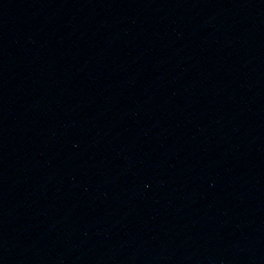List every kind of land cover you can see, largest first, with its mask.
<instances>
[{
  "label": "water",
  "instance_id": "95a60500",
  "mask_svg": "<svg viewBox=\"0 0 264 264\" xmlns=\"http://www.w3.org/2000/svg\"><path fill=\"white\" fill-rule=\"evenodd\" d=\"M0 264H264V0H0Z\"/></svg>",
  "mask_w": 264,
  "mask_h": 264
}]
</instances>
